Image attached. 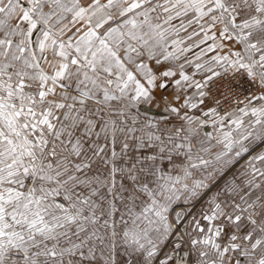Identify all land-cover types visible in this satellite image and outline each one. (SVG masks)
<instances>
[{
	"label": "snow or ice",
	"instance_id": "1",
	"mask_svg": "<svg viewBox=\"0 0 264 264\" xmlns=\"http://www.w3.org/2000/svg\"><path fill=\"white\" fill-rule=\"evenodd\" d=\"M0 264H264V0H0Z\"/></svg>",
	"mask_w": 264,
	"mask_h": 264
}]
</instances>
